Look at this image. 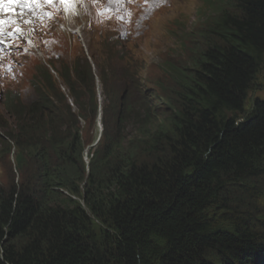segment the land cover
<instances>
[{"label": "trees", "instance_id": "16d2710c", "mask_svg": "<svg viewBox=\"0 0 264 264\" xmlns=\"http://www.w3.org/2000/svg\"><path fill=\"white\" fill-rule=\"evenodd\" d=\"M205 10L201 50L174 51L150 87L107 42L96 71L86 57L57 75L41 66L33 98L6 94L0 159L14 178L0 187V264H264V99L246 106L264 65V0ZM160 113L156 130L137 131ZM83 145L89 194L66 169L85 175Z\"/></svg>", "mask_w": 264, "mask_h": 264}, {"label": "rangeland", "instance_id": "374dc122", "mask_svg": "<svg viewBox=\"0 0 264 264\" xmlns=\"http://www.w3.org/2000/svg\"><path fill=\"white\" fill-rule=\"evenodd\" d=\"M216 1L219 4L221 3V0L211 2L209 0H165V2H161V0H147V2L146 0H123L122 3H110L109 0H79L80 15L78 17V23L81 28L74 35L68 33H71L68 26L62 27L57 22L55 15L48 18L45 23L35 24L34 30H31L29 26L27 30H31L28 34L42 47L53 46L54 55L64 53V59L68 62H71L74 56L79 54L80 51H85L88 54L89 45H92L90 46L91 53L99 55L100 53L107 52V47L104 44L99 46V44L111 38L113 35V18L105 15L106 9L126 5L130 9L136 21V28L141 34L132 39L134 42L131 44L130 53L119 67L124 66L132 70V72L135 71V75H140L137 84V89H139L145 85L150 87V84L157 78L165 75V71H163L165 62L177 56L174 51H182L185 45L191 48L198 46L196 49L198 51L201 50L202 44L199 42L201 40L199 33L203 26L202 18L208 15L205 8H215ZM54 9V13H58L59 10L57 8ZM181 57L186 59L188 53H183ZM40 59L44 60L41 52L35 54L33 49H30L27 54L21 51L9 53L4 59H1L3 64L0 66V74L4 73L7 65H11V68L14 69L20 66L23 61L27 60L25 78L18 83L21 88H27L29 80L34 74L35 65ZM5 85L10 90L17 88L15 83L6 82ZM127 86H129L128 88H133L130 83ZM137 89L134 91L137 92ZM4 95L5 89L2 90L0 88L1 113H4L2 108V106H5L2 103ZM257 98L264 99V65L256 76L254 88L249 93L246 104L248 110L251 108L250 104L252 105ZM99 101L103 103L101 88L99 89ZM160 114L152 120L147 121L149 122L147 124L136 120L141 128L137 131L142 135H147L152 130H156L158 128L157 125L161 123L159 118L161 116V118L164 117V114ZM109 131L111 136L116 133L114 131V125H112ZM126 131H130V129L127 127ZM83 146L82 158L86 163L85 175L84 171L81 172L82 174L77 173L71 164H67L66 169L69 172V180L75 179L78 176L83 179L80 182V186L77 184L76 189H80L83 192L82 194H89L96 185L91 182L86 184V180L93 177L94 168L88 166L89 156L87 151L91 146ZM125 148L127 147L124 146ZM104 157L101 156L100 160L103 161ZM7 167L8 165L0 159V187L8 186L14 178ZM104 169L105 166L100 167L97 176L102 175ZM257 184L263 188L262 193H264V177L257 179ZM244 195L245 193L240 194V189L235 186L230 189V196L234 199L235 196L237 198H243ZM242 203L245 206H250L248 202ZM93 223L95 230L100 231L102 227L101 223L95 219Z\"/></svg>", "mask_w": 264, "mask_h": 264}, {"label": "snow or ice", "instance_id": "6c2138e0", "mask_svg": "<svg viewBox=\"0 0 264 264\" xmlns=\"http://www.w3.org/2000/svg\"><path fill=\"white\" fill-rule=\"evenodd\" d=\"M10 3L22 4L25 7H29L31 9V5L39 4L41 0H9ZM44 4H56L59 3L60 5H72L75 0H42ZM110 3H122L123 0H109ZM147 2V0H146ZM161 2H165V0H161ZM5 4V0H0V5ZM6 11H11V9H5ZM106 11H108L106 9ZM49 18H51V13H46ZM123 19V17H118ZM16 22L8 19V20H0V45H4V47H10L11 45L8 43L9 38H19L20 36L24 35V32L21 30L19 26L13 28L12 31H5V25L15 24ZM24 23H32V21H24ZM34 30V29H33ZM31 43V41H29ZM4 51L3 48H0V53ZM7 70L11 71V65L7 66Z\"/></svg>", "mask_w": 264, "mask_h": 264}, {"label": "bare ground", "instance_id": "6f19581e", "mask_svg": "<svg viewBox=\"0 0 264 264\" xmlns=\"http://www.w3.org/2000/svg\"><path fill=\"white\" fill-rule=\"evenodd\" d=\"M75 2H76V0H75ZM80 15V14H79ZM85 19V18H84ZM179 70V69H178Z\"/></svg>", "mask_w": 264, "mask_h": 264}]
</instances>
